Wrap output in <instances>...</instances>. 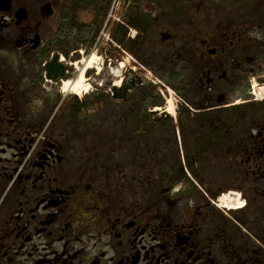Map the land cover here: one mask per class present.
Masks as SVG:
<instances>
[{"label":"flooded vegetation","instance_id":"obj_1","mask_svg":"<svg viewBox=\"0 0 264 264\" xmlns=\"http://www.w3.org/2000/svg\"><path fill=\"white\" fill-rule=\"evenodd\" d=\"M242 2L217 26L199 0H0V264H264V0ZM94 52L138 65L125 99L97 66L60 94Z\"/></svg>","mask_w":264,"mask_h":264},{"label":"rangeland","instance_id":"obj_2","mask_svg":"<svg viewBox=\"0 0 264 264\" xmlns=\"http://www.w3.org/2000/svg\"><path fill=\"white\" fill-rule=\"evenodd\" d=\"M199 2L201 3V5L203 6V8H201V10H203V13L205 15V19H214V21L216 22L217 26H223L224 25V21L226 19L225 16V12L229 9V8H233L234 10L239 9L238 6H240L243 2L242 0H199ZM123 3V0H111V4L109 6V8L107 9L106 14L109 15L110 13L112 14V16H116L117 14V7H121ZM84 13H81V18H83ZM210 16V18L208 17ZM106 34V32H105ZM103 40L106 45V47H108L109 41L106 38V35L103 37ZM96 55V62L94 63L93 66H97L98 68L102 67V70L105 71V76L108 78H112L113 82L117 83L122 81L123 77H124V73L125 71L127 72L129 69V66H135L136 68L138 67L137 64L133 63L132 60L130 59V57L126 54L123 55V58H119L118 62L116 59H113L111 61V64H109L107 57L105 56V54L103 53V55H100L99 53H95ZM122 54V53H121ZM119 65H122V67H120V74L116 75V71L117 69L119 70ZM92 66V67H93ZM101 71V70H100ZM142 73H144V80L146 83L151 84L152 86L155 87V89L157 88H161L163 90V88L159 85V83L155 80L154 74L152 73V71H145L143 70ZM85 77V76H84ZM85 83H89L86 79L84 80V84ZM105 83H107V81H105ZM103 83V84H105ZM111 83V82H110ZM257 83V82H256ZM107 89V88H106ZM264 89V84H259V85H255L254 86V90H255V97L258 101L259 100H264V93L262 92ZM91 90L88 92V94H91ZM68 92H61V95L67 94ZM165 93V98L162 97V95L159 93V98L162 100L163 104L162 106H157L154 109H159L158 111L155 110V115H169V116H177V104L179 101V97L178 95H175L172 91H169V94ZM58 96H60L59 94H57ZM68 95H72L73 97L74 94H72V92H70V94L68 93ZM260 95V98H258ZM79 96V97H83ZM79 97H77V99H80ZM244 100L243 99H238V97L235 100H232L233 103L235 102H239L242 103ZM239 105H243V104H239ZM165 106V107H164ZM167 109L166 112H163L164 109ZM170 111V112H168ZM158 137H153V141L154 142H159Z\"/></svg>","mask_w":264,"mask_h":264},{"label":"bare ground","instance_id":"obj_3","mask_svg":"<svg viewBox=\"0 0 264 264\" xmlns=\"http://www.w3.org/2000/svg\"><path fill=\"white\" fill-rule=\"evenodd\" d=\"M96 55L93 54L85 63V65L81 68V70L79 71V74L75 80V82H69V81H65L62 83V87H61V91L62 92H72V94L76 95V96H82V95H86L88 94V92L90 91L91 87L89 86L88 83L84 84V72L86 70H89L90 68H92V66L94 65V63L96 62ZM119 70L117 69L116 71V75L120 74V67H122V65H119ZM116 86L120 85V82L115 83ZM264 93V89L262 91ZM260 98V95L259 97ZM156 111H158L159 109H155ZM170 112V111H168ZM224 203L226 204V206H235L237 205V203H233V202H229L228 200L224 201Z\"/></svg>","mask_w":264,"mask_h":264},{"label":"water","instance_id":"obj_4","mask_svg":"<svg viewBox=\"0 0 264 264\" xmlns=\"http://www.w3.org/2000/svg\"><path fill=\"white\" fill-rule=\"evenodd\" d=\"M48 70H51V71L54 70L52 63L49 64ZM134 84L135 83L132 82L130 85H126L125 83H123L120 86H116V87L114 86L111 90L112 97L114 99H125L127 90L131 89Z\"/></svg>","mask_w":264,"mask_h":264},{"label":"trees","instance_id":"obj_5","mask_svg":"<svg viewBox=\"0 0 264 264\" xmlns=\"http://www.w3.org/2000/svg\"><path fill=\"white\" fill-rule=\"evenodd\" d=\"M122 33V32H121ZM152 92L154 93L155 92V90H154V86L152 87ZM154 97V96H153ZM217 115H224L225 113H224V111L223 110H221L220 112H217L216 113Z\"/></svg>","mask_w":264,"mask_h":264}]
</instances>
